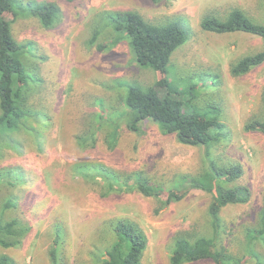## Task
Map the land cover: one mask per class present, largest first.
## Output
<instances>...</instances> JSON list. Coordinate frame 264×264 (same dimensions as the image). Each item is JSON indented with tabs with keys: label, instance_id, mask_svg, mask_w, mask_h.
Returning a JSON list of instances; mask_svg holds the SVG:
<instances>
[{
	"label": "rangeland",
	"instance_id": "obj_1",
	"mask_svg": "<svg viewBox=\"0 0 264 264\" xmlns=\"http://www.w3.org/2000/svg\"><path fill=\"white\" fill-rule=\"evenodd\" d=\"M41 1L59 6L53 27L46 29L37 18L18 14L10 30L19 43L34 42L41 82L31 101L49 123L42 128V150L23 134L18 137L20 150L5 148L0 157V170L11 167L22 174L20 182L8 178L0 184V219H17L28 228L17 246H0V255H8L15 264H51L54 248L58 264H100L114 240L112 221L122 220L146 235L141 264H170L168 250L177 232L208 231V193L188 189L180 200L166 204L167 188L178 187L179 176L200 171L204 148L181 145L174 133L164 134L149 120L138 131L127 124L129 86L146 87L160 80L179 90L190 86L186 99L193 95L192 107L207 116L219 110L224 139L211 149V156L219 164H240L241 175L233 183L249 194L246 203L222 208L223 244L243 264H264L260 242H252L247 252V229L258 223L263 206L264 133L245 129L261 111L264 63L239 77L229 71L231 64L263 49L264 43L249 33H215L200 27L203 17L225 19L233 8L262 24L261 1L13 0V4L23 10ZM125 10L137 11L155 24L180 18L189 25V38L173 51L165 74L136 64L125 31L118 27L119 12L110 13L104 20L110 28L99 31L94 44H88L100 14ZM89 130L95 141L79 144L78 137ZM84 174H98V179ZM137 177L157 184L158 196L126 191L125 184H133ZM105 183L125 184L115 187L121 191L102 195ZM8 200L16 206L6 207ZM184 264L215 263L205 259Z\"/></svg>",
	"mask_w": 264,
	"mask_h": 264
},
{
	"label": "trees",
	"instance_id": "obj_2",
	"mask_svg": "<svg viewBox=\"0 0 264 264\" xmlns=\"http://www.w3.org/2000/svg\"><path fill=\"white\" fill-rule=\"evenodd\" d=\"M260 1L264 10V0ZM20 9H14L13 0H0L1 158L5 148L20 150L22 144L18 137L23 134L31 136L36 148L42 150L44 139L42 128L46 121L47 124L49 123L41 107L31 101L38 92L41 82L36 71V47L30 40L25 43L15 40L10 25L16 20L18 14H22L37 18L41 25L48 29L54 26L60 9L51 1H41L34 7ZM113 12L120 13L118 27L125 31L136 64L165 74L171 54L189 38V25L180 18L155 24L144 19L137 11H108L99 15V22L94 27V32L87 41L88 44H94L99 31L110 28L104 20ZM200 27L215 33L245 32L259 36L264 43V23L254 22L237 8H233L225 19L213 15L203 17L200 20ZM263 63L264 48L243 56L230 65L229 71L232 76L239 77ZM190 90V86L179 90L168 81L157 80L153 85L146 87L130 85L125 99L130 109V118L127 123L130 130L138 131L139 125L149 120L156 123L164 134L174 133L181 145L204 148L203 165L200 171L192 175L179 176L176 183L178 187L167 188L166 204L180 200L188 189L195 188L208 193L210 195L206 210L208 231L197 232L191 228L177 232L168 250L169 263L184 264L208 259L215 264H243L244 261L227 253L224 247L220 216L223 207L248 201L247 189L233 183L241 175L242 170L240 164H219L211 156V149L224 139L222 136L224 124L219 119L218 109L213 110L211 116L194 109L193 95L186 99V93ZM260 106V117L254 115V118L245 125L246 130L264 133V86L261 90ZM78 140L79 144L86 145L89 140L95 141V135L89 130L79 136ZM116 174L119 176V173ZM84 177L97 180L98 174H84ZM8 178L20 182L22 174L20 170L11 167L1 169L0 184L8 181ZM213 179L216 180L213 181ZM124 184L105 183L107 190L102 192V195L110 191H121V188L115 187H123ZM125 189L126 191L137 190L145 196H158L160 191L157 184L153 185L146 179L138 177L133 184H125ZM181 189L184 191H180ZM15 206L14 200H8L6 203V207ZM111 229L114 240L105 250V257L99 259L100 264H141V257L147 246L146 235L141 229L132 222L122 220L112 221ZM27 230L28 228L17 219L12 218L6 221L0 219V246L3 248L17 246ZM247 237L248 253L251 252L252 242L258 241L264 247V195L259 221L247 229ZM257 263L260 264L259 261ZM0 264L15 263L8 255L1 254ZM51 264H58L54 248L51 251Z\"/></svg>",
	"mask_w": 264,
	"mask_h": 264
}]
</instances>
